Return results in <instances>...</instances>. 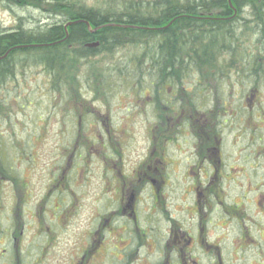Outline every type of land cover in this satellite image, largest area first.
<instances>
[{
	"label": "flooded vegetation",
	"instance_id": "obj_1",
	"mask_svg": "<svg viewBox=\"0 0 264 264\" xmlns=\"http://www.w3.org/2000/svg\"><path fill=\"white\" fill-rule=\"evenodd\" d=\"M129 90L133 105L151 115L137 152L123 147L128 139L96 116L93 103L73 96L0 108V264H264V168L250 166L255 178L243 184L248 170L227 168L214 138L201 155L192 108L183 125V97L161 96L157 110L151 87ZM40 106L48 119L10 122ZM154 121L164 124L159 137L148 131ZM246 139L250 154L264 156V135ZM85 202L97 206L88 217Z\"/></svg>",
	"mask_w": 264,
	"mask_h": 264
},
{
	"label": "trees",
	"instance_id": "obj_2",
	"mask_svg": "<svg viewBox=\"0 0 264 264\" xmlns=\"http://www.w3.org/2000/svg\"><path fill=\"white\" fill-rule=\"evenodd\" d=\"M0 1L14 10L20 3L19 9L28 16L37 11H42V16L45 12L62 16L59 23L52 25L51 22L25 24L19 19L13 29L0 30V56L9 52L7 58L0 61V83L25 70L31 71L15 65L20 55L28 57V65H39V70L57 79L60 71L81 67L83 62L98 55L110 56L119 46L139 38L138 43L144 46L141 54L131 59L130 65L117 66L114 72L120 74L113 77L116 83L106 82L102 87H111L110 92L115 86L135 88L136 84L140 88L151 87L155 96H161L167 87L179 88L185 114L183 125L186 127L187 116L192 111L198 119L190 134L194 140H199L201 155L209 146L208 138H214L217 158L222 157L228 131L224 129L226 125L230 127L226 124L231 110L227 101L232 96L233 79L244 84L253 81L257 92L264 87V72L258 74L264 71V60H260L264 43L254 38L264 36V20L254 15L252 24L246 26L247 20L240 11L248 9L243 6L244 0H105L102 2L105 8L98 10L82 8L71 0ZM254 1L256 6H264V0ZM229 2L235 8V17H232ZM251 8L254 9V5L250 6L253 13ZM70 21L83 22L69 26L66 31L65 24ZM84 21L89 23L90 29L98 31L91 34ZM250 41L251 47L248 46ZM94 43L98 46H82ZM33 45L42 46L30 47ZM84 49L87 51H82ZM93 76L104 80L94 71ZM121 81L130 82L118 84ZM191 108L192 111L187 110ZM237 109L244 111L243 104ZM231 118L234 121L235 117ZM163 126L160 123L158 127ZM244 133H249L247 127Z\"/></svg>",
	"mask_w": 264,
	"mask_h": 264
},
{
	"label": "rangeland",
	"instance_id": "obj_3",
	"mask_svg": "<svg viewBox=\"0 0 264 264\" xmlns=\"http://www.w3.org/2000/svg\"><path fill=\"white\" fill-rule=\"evenodd\" d=\"M103 1L105 0H71V2L78 3V5L83 8L96 9V10H98L99 8H105V6L102 3ZM14 11L15 10L13 9L12 12ZM243 11H245L244 14H250L249 12L250 9H245ZM40 12L43 13L42 11H37L36 13H32L33 15L30 14L29 16H33L32 18L24 13L22 15L23 17H25V20L23 21V23L37 25V24H46L44 22H48V21L51 22V24H53L54 21H56L53 19L48 20V17L50 14L48 15V13L45 12L42 16ZM19 16H21V14H19ZM19 16H14L9 10V8H7L5 5H3L0 2V29L1 30L15 26L17 24V21L19 20ZM244 17L246 18L247 16L242 15V18ZM88 30H92V29L89 28ZM97 31L98 30H94L92 32L95 33ZM258 46H260V44ZM258 46L254 47L253 49L254 52L256 51V48ZM140 54L141 53L139 52V55ZM122 57H123L122 54L114 52L110 56H101L99 58V62L98 64L94 66L93 71L96 75L97 74L102 75L101 77L104 78V80L101 81L102 83H106V82H109L111 84L116 83L114 82L113 77L118 76L120 73L118 71L114 72V69L121 64L130 65L131 59L133 57H130V59L129 58L123 59ZM260 60H264V55L263 56L261 55ZM18 64H19L18 62L15 63L16 66H19ZM25 72H35V71L25 70ZM19 74H23V73L20 72ZM89 75L90 74L86 72L85 68L83 69V67L81 68V67L76 66L75 69H73L71 72V78L68 80H65V85H64V80H61L60 77L57 78L55 82L56 90H57L55 95L50 93V88L52 91H54L53 89L54 82L51 81L47 77V73L45 71L42 72L41 74H36L35 77L33 76L10 77L9 79L6 78L7 80L5 81L3 79L2 83H0V86L1 84L7 83L8 87L10 88V91H13L11 92L12 95H14L13 93H17L18 91L19 96L18 95L12 96L9 100V103H14V102L23 103L26 101L25 98H27L28 103H37V104L44 105L47 103L54 102L57 104H63V103H66L64 102V99H63L64 87L66 88V92L68 91L71 94L73 93L76 94L81 90V88L83 90L84 88L88 87V85L85 84V81L87 79L86 77H89ZM137 82L139 83V81ZM238 82L242 83L241 81H238L237 79H233L232 85L234 88L237 86ZM89 84H90L89 86L93 89V90H89L92 92L90 93V98L93 99V101H96L95 98L99 96L100 94V91H98L97 86H100V84L99 83L94 84L90 82ZM242 84H243V88H242L243 90L239 91V90L234 89V95L231 98L230 107H231V110H233L234 114H230V117H235V118H234V121L231 118L232 123L229 122L230 127L228 128V126L226 125V128L224 129V131L226 130L228 131H226L225 136L227 137H226L225 144H223V155L225 156L224 164L227 168L228 167H233V168L238 167L240 169L246 168L248 170L249 175L246 178H243V177L240 178V181L244 184L248 182V179H250V181L251 180L253 181L256 175L255 173L257 171H260V168H264V156L260 154H257V155L250 154L253 144H251L250 142L249 143L247 142L246 135L244 133V129H246V125L244 123L247 121V119H248V122L256 119L255 118L256 110H258L257 112L261 116L260 122L262 123L260 124V126L264 128V87H261V90L255 95L254 99L252 100V103H250L251 107L248 110L251 112L249 113L250 115L247 117L245 109L244 111L241 112L237 109V107L239 108V106L242 104L244 107L248 106L247 103L249 102H245V101L242 102L241 100L246 97L250 99L251 95L252 94L254 95L255 92L247 93V89H245L244 83ZM102 88L104 89V91L102 90ZM102 88H101V95L103 96L105 92V88L104 87ZM118 89L120 90H117L116 92H114L115 96L117 95L118 98L110 97L109 100H114V101L110 102L108 107L104 103L103 104L101 103V104L94 105L92 109L95 112L97 117H101L102 119L104 118L106 125H109L114 130L126 132L128 124L130 122H132L134 119H141L143 118V116L138 115V111H136L134 105L130 102V100L127 99L129 89H124V88H118ZM102 98L108 99V97H102ZM3 100L4 98L1 97L0 102L2 104H4ZM41 107H43L42 110H41ZM58 107L61 108V106H58ZM6 108L13 111V106L11 107L7 105ZM45 108H47V106H40L39 110L25 111L24 113L26 115L25 117L27 118L28 124L33 126L34 123L36 122L35 117L39 114H41V118L44 119L46 117ZM127 108H128V113L126 114L125 110ZM47 112H48V109H47ZM148 114H149V117L145 116L141 120V123L137 122L135 124L134 130H136L139 133H143L141 131L144 130L146 123L149 122V120L151 121L150 112ZM228 116H229V113H228ZM9 118L10 120L13 119L12 116H10ZM127 137L130 138L129 143L126 144V146H128V149L135 150V152L141 151L143 149V146L141 147L137 145L136 147L134 146L135 140L133 139L132 136L128 135ZM143 143H144V139H143ZM179 144L182 146L183 142H179ZM115 145L118 148L117 143ZM86 146L90 147L91 143L87 142ZM0 157H1V148H0ZM256 161H259V163L254 164ZM128 162L130 163L133 161L131 160ZM250 166L257 167V171H253L252 169H250ZM87 177L90 179V182L88 184L92 188L91 196H93L96 192L97 184L99 182L98 177L96 178L94 177V171L91 174H88ZM72 178H77V175H73ZM231 194H236V193L232 192ZM96 207L97 206L95 203L93 204L91 202H85L82 208V215L86 217L91 216L92 214H94V209ZM232 255L233 253L230 252V257H229L230 260L232 259L231 258ZM237 262H234L233 264H236Z\"/></svg>",
	"mask_w": 264,
	"mask_h": 264
},
{
	"label": "bare ground",
	"instance_id": "obj_4",
	"mask_svg": "<svg viewBox=\"0 0 264 264\" xmlns=\"http://www.w3.org/2000/svg\"><path fill=\"white\" fill-rule=\"evenodd\" d=\"M243 3H244L243 6L248 7V9H250V6L251 5H254V9L251 8V10H253L252 11L253 13H251L249 11L250 14H244L245 11L240 10L242 15L247 16L246 18L245 17L243 18V19H246L247 20L246 21V26H249V25L252 24V18H253L254 15H256L257 18L264 20V6H256V2L254 0H244ZM19 8H20V3H18V6H17L16 10L14 12H12L13 11L12 10L11 13L14 16H19V14H21V16H19V19H20L21 22H23L25 20V17L22 16L24 14V12H22V10L19 9ZM100 9H102V8H100ZM245 9H247V8H244L243 10H245ZM235 13H236L235 8H233V16L232 17H235ZM25 14H27V13H25ZM49 19L56 20V21H54V24H56V23H59V21L62 19V16H60L59 14H55L54 13L52 15H49L48 20ZM224 19L230 21V19H228L226 17ZM81 22H83V21H77V23H81ZM85 23L88 26L89 23L88 22H85ZM71 25H72L71 23L68 24L67 26L65 24L66 31H67L68 27L71 26ZM166 28H168V25L166 26ZM94 29L95 30H98L97 28H94ZM254 38L255 39H258L259 41H261V42L264 43V36H260L259 35L258 37H254ZM138 39L139 38H136V39H134L135 41H133V42H130L128 44H123V45L119 46V48L116 50V53L122 54L123 56H125L124 58H129V59H130V57H133L132 59H134L135 57H138L139 52H141L142 49H144V46L143 45L141 46L140 43H138V41H139ZM94 44L98 45V43H94ZM155 45H157L156 42H155ZM36 46L38 47V46H42V45H36ZM82 46L84 48H87L88 47L87 45H82ZM248 46L249 47L252 46L251 41L249 42V45ZM82 51H87V49H84ZM100 57L101 56L98 55V56H95V57L89 59V61L87 63H84L83 62V65L81 66V68L82 67H83V69L85 68L86 69V72L88 74H90L89 77H86L87 78V83L90 82V83H94L95 84V83H98L99 81H101L98 77L95 78V76H93V68H94V66L96 64H98ZM17 61H18L19 65L24 66V67L28 68L31 71H35L36 69L41 68V67H38L39 65L38 66H33V65H30V64L28 65V57L26 55H20V56H18ZM71 72H72V70L60 71V79L61 80H68V79H70L71 78ZM259 72H264V71L261 70ZM18 75H21V74H18ZM11 92H13V91H10V88L8 87V84L7 83L6 84H1V86H0V98L1 97L4 98L3 102H4V104L6 106L8 104H10L9 103V100H10V98L12 96H15V95H18L19 96L18 91H17V93H13L14 95H12ZM5 98H6V100H5ZM0 108L1 109H4V110L7 109L1 102H0Z\"/></svg>",
	"mask_w": 264,
	"mask_h": 264
},
{
	"label": "water",
	"instance_id": "obj_5",
	"mask_svg": "<svg viewBox=\"0 0 264 264\" xmlns=\"http://www.w3.org/2000/svg\"><path fill=\"white\" fill-rule=\"evenodd\" d=\"M2 57H0V59H1Z\"/></svg>",
	"mask_w": 264,
	"mask_h": 264
}]
</instances>
